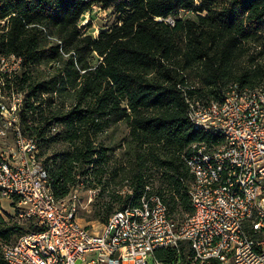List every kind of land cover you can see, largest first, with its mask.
Here are the masks:
<instances>
[{
    "label": "trees",
    "instance_id": "obj_1",
    "mask_svg": "<svg viewBox=\"0 0 264 264\" xmlns=\"http://www.w3.org/2000/svg\"><path fill=\"white\" fill-rule=\"evenodd\" d=\"M92 3L117 20L97 36L80 25ZM1 21L0 59L21 58L6 79L22 93L14 124L37 147L64 145L42 163L57 200L81 176L98 188L86 221L78 217L92 233L127 204L130 193L116 188L123 181L135 203L149 180L169 217L190 211L184 180L192 175L183 157L191 144L210 146L217 137L193 127L185 93L207 101L231 82L264 85V0H0ZM40 65L46 73L33 74ZM54 97L59 104L45 113L42 103ZM120 123L128 132L119 154L113 129ZM12 231L28 230L3 226L0 236Z\"/></svg>",
    "mask_w": 264,
    "mask_h": 264
},
{
    "label": "built area",
    "instance_id": "obj_2",
    "mask_svg": "<svg viewBox=\"0 0 264 264\" xmlns=\"http://www.w3.org/2000/svg\"><path fill=\"white\" fill-rule=\"evenodd\" d=\"M8 58L19 67L20 57ZM10 94L11 110L0 100L4 120L22 101L21 92ZM185 100L193 127L217 137L210 146L191 144L183 157L192 175L184 180L190 211L169 217L147 180L137 203L128 189L127 204L95 233L78 218L83 181L57 200L36 138L21 136L14 124L17 148L0 151V199L16 196L31 229L0 243L4 264H264V85L231 82L218 99L185 93ZM159 248L169 253L159 258Z\"/></svg>",
    "mask_w": 264,
    "mask_h": 264
},
{
    "label": "rangeland",
    "instance_id": "obj_3",
    "mask_svg": "<svg viewBox=\"0 0 264 264\" xmlns=\"http://www.w3.org/2000/svg\"><path fill=\"white\" fill-rule=\"evenodd\" d=\"M116 16L112 14L110 11L104 9L101 5L92 3L88 10L85 12L84 16L82 17L80 21V25H85L86 27L83 29L84 32L87 34H91L92 36H97L98 32L101 29H107L114 25L116 22ZM4 21H1L0 28L4 26ZM98 56L96 54H92L90 57L91 63H95L98 61ZM16 66L14 62L10 59H0V100H2L5 105L11 110L13 107V98L10 94V91L12 87H7L6 79L10 78L11 75L15 72ZM46 67L44 65L37 66L36 68H33V74H39L43 75L46 73ZM43 96H46V93H44ZM55 96V95H54ZM55 104H59L58 99L56 97L53 98L52 103H49L48 100L46 102L42 103V107L45 110V113H48L50 109H52ZM21 107V104L18 108H16L13 111H9L10 114L7 115V118L1 119L0 118V125L4 124L6 125L5 128V134L3 136H0V151L2 152H9L11 150V147L17 148L18 144L16 143V138L13 131L14 123L18 120V109ZM57 124H52L49 133H53L58 130ZM112 130V129H111ZM114 141L116 144H119L122 141V144H120L116 149L115 153H121L125 149V142L123 141V137L127 134L128 129L123 124L120 123L117 126L114 127ZM64 149V145L61 142H48L41 143V145L37 149V156L41 163H44V161L47 158H52L55 153H58ZM81 180H83V177H80ZM79 180V179H78ZM120 194H124L129 189L128 184L123 181V183L116 186ZM94 191V193H92ZM98 192V188L96 187H88L84 186L83 189L80 191V204L78 208V217H82V221H86L85 217L86 214L90 211L91 202L95 200L96 194ZM89 194H92V199L88 201ZM12 203H7L5 201V198L0 200V228L5 226H11L13 224L21 225L23 227V230H29L31 229V222L29 220H26L19 216V212L21 210V205L18 204V199L16 196H13ZM6 200H9L6 199ZM114 208L118 206V204H113ZM80 221V219H79ZM20 236V233L18 231H12L10 236L5 239L4 237L0 236V243L3 242H10L16 240ZM1 252H0V260H1Z\"/></svg>",
    "mask_w": 264,
    "mask_h": 264
},
{
    "label": "crops",
    "instance_id": "obj_4",
    "mask_svg": "<svg viewBox=\"0 0 264 264\" xmlns=\"http://www.w3.org/2000/svg\"><path fill=\"white\" fill-rule=\"evenodd\" d=\"M11 198H13V197H10L9 200H6V199H8V198H5V201H6L7 203H10V204H11V203H12V199H11ZM0 200H2V199H0Z\"/></svg>",
    "mask_w": 264,
    "mask_h": 264
}]
</instances>
